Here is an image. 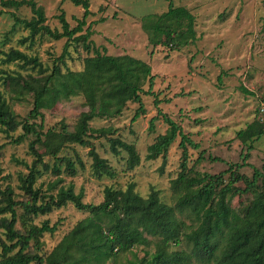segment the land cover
Here are the masks:
<instances>
[{
  "label": "trees",
  "instance_id": "16d2710c",
  "mask_svg": "<svg viewBox=\"0 0 264 264\" xmlns=\"http://www.w3.org/2000/svg\"><path fill=\"white\" fill-rule=\"evenodd\" d=\"M68 1L82 8L81 18L75 19L74 26H70L60 12L56 16L60 28L56 29L45 23L43 10L34 0H1L2 7L17 10L24 5L31 12L29 18H20L9 12L12 19L10 35L17 28L26 31L25 35L18 36V44L27 43V49H30L36 39L43 37L53 40L64 38V42L46 74L48 67L42 68L36 54L14 46L0 50L1 65L17 66L10 72L0 68L2 86L6 87L9 81L19 80L23 75L32 79L31 73H25L28 70L38 74L44 72L39 88L24 84L32 92L31 107L22 120L17 118L12 104L21 102L23 94L13 93L9 101L0 90V132L8 135L19 126L22 132L11 138V142L19 143L26 135L32 137L27 144L31 160L29 164L23 163L27 172L18 174L21 198L16 197L12 186L6 184L2 187L0 184V264H109L107 261L116 255L115 249L126 251L134 246L148 247L151 244L153 250L146 251L142 257L134 254L135 259L129 264H264V233L246 222L254 202L264 199V168H255L246 162L251 149L250 141L262 134L260 124L253 116L254 119L245 128L235 132V137L245 144V151L239 153V161L228 162L226 168L216 174H191L192 170L187 166V147L197 149L198 144L157 107L159 100L152 91L155 76L151 74L149 64L128 54H108L103 46H95L89 38L92 23L85 21L90 14L89 1ZM2 13L3 10H0ZM139 27L151 48L149 54L156 46L172 51L192 43L196 38L193 14L186 7L173 5L171 1L160 13L140 16ZM78 46L85 52L80 57L81 67L68 69L63 58L69 56V47L76 51ZM221 75H217L218 82ZM144 84L146 89L142 88ZM141 94L152 95L156 107L155 115L148 120V130L153 129V122L158 118L166 124L165 130L156 134L146 146L144 159L160 157L161 172L168 147L178 137V171L170 180V188L176 195L174 205L161 201L155 189L147 196H141L133 182L125 188L105 186L100 202H84V189L76 192L73 184H61L63 179L59 176L62 172L73 176L77 168H84L83 161L74 149L72 156L59 154L61 148L70 144L87 147L91 175L96 178L114 177L115 168L97 153L90 140L114 134V130L108 127L91 128L88 122L92 118L117 116L129 102L136 104L130 119L134 121L144 114ZM76 95L82 98L86 110L79 112L73 126L68 128L59 123L58 128L44 129L40 109ZM106 141L110 154L116 157L122 152L125 154L124 158L121 157L125 170H131L138 164L139 156L133 144L118 136L107 137ZM37 145L43 146V154L36 149ZM2 147L3 143H0V150ZM43 155L52 159L51 164L42 159ZM202 155L200 150L195 160H200ZM207 157L212 161L218 160ZM244 166L251 168V176L239 172ZM1 170L0 166V173ZM47 171L56 178L36 184L37 179ZM224 175H227V182ZM238 183H243V187ZM247 193H252L253 199L246 206L235 209L228 204V195ZM68 203L85 212L86 216L79 219L50 252L42 253L40 238L44 233L54 234L61 220L50 224L48 219L39 223H35L34 219ZM17 208L21 209L20 213ZM172 246L177 248L172 249Z\"/></svg>",
  "mask_w": 264,
  "mask_h": 264
},
{
  "label": "rangeland",
  "instance_id": "374dc122",
  "mask_svg": "<svg viewBox=\"0 0 264 264\" xmlns=\"http://www.w3.org/2000/svg\"><path fill=\"white\" fill-rule=\"evenodd\" d=\"M90 14L86 22H91L92 33L90 40L95 46H103L108 54H128L147 62L153 74L152 91L159 100L157 107L168 117L173 119L193 142L198 144L197 149L187 147L188 162L191 174L207 172L216 174L226 168L228 162L239 161V153L245 151V144L235 137L237 130L245 128L254 118L257 102L264 97V0H88ZM173 5L186 7L194 16V29L196 38L192 43L177 50L167 51L163 46L151 49L147 45L145 34L139 27V18L149 13H160L166 9L167 2ZM40 6L45 16V23L50 28L59 29L57 15L63 12L64 19L70 26H74L75 19L81 18L82 8L73 5L68 0H34ZM0 50L14 46L19 50L34 53L39 58L42 68L48 73L52 60L56 58L62 48L64 38L53 40L48 37L36 39L27 49V43L18 44L17 38L25 35V29L17 28L10 35L12 19L9 12L20 18H29L31 12L28 6L22 5L17 10L2 7L0 0ZM69 56H65L64 63L71 70L80 69V57L85 52L79 46L76 51L69 47ZM6 71L17 69L14 64L1 65ZM21 74L31 73L32 79L23 75L19 80L14 79L2 86L0 90L5 97L13 93L23 94L21 102H13L12 106L17 118H25L31 104L32 88H39L44 79V72L38 74L34 70L20 71ZM221 80L217 81V75ZM146 89V84L142 86ZM246 90V91H243ZM248 92V93H247ZM250 92V93H249ZM152 95L141 94L144 114L130 121L135 103H127L121 113L111 118H92L88 125L91 128L108 127L114 134L106 137L90 138L97 153L108 160L115 168L112 178H96L89 170V157L87 147L77 144L64 145L59 154L72 156V149L77 152L83 161L84 168H77L73 176L63 172L59 175L61 184H73L76 192L84 189V202L98 203L102 200L105 186L125 188L129 182L134 183L135 190L141 196H147L152 189L158 191L160 200L173 206L176 195L170 188V180L176 176L180 149L177 146L178 137L168 147L165 163L159 172L161 158L145 160L146 146L152 142L156 134L162 133L166 124L158 118L153 122V129L148 130V120L155 115V105ZM10 101V99H9ZM86 110L82 98L78 95L69 99L55 102L49 108L40 109L43 116V127L58 128L59 123L72 127L79 112ZM31 122V119H28ZM38 121V119H36ZM258 124V123H257ZM257 124L254 126L259 127ZM18 126L8 135L0 132V184L4 187L9 184L13 187L17 198H21L22 190L18 188V174L27 172L23 163L29 164L31 155L27 144L32 138L26 135L21 142L13 143L11 138L21 134ZM118 136L121 140L134 145L139 156L138 164L131 170L124 169V156L122 152L116 157L108 150L107 137ZM251 142L246 162L255 168H264V134L258 135ZM36 149L43 154L44 148L37 145ZM202 158L196 161L199 151ZM207 156L218 158L216 161ZM123 157V158H121ZM42 159L51 164L52 159L43 155ZM62 168V167H61ZM239 172L251 176V168L244 166ZM2 176V177H1ZM225 181L227 182V175ZM56 176L49 171L37 179L36 184L53 180ZM243 187V183H238ZM252 193L242 195H228L227 202L232 208H239L251 203ZM20 213L21 209L17 208ZM86 216L85 212L78 211L71 203L53 209L46 215H39L34 219L39 223L48 219L50 224L61 220L54 234L44 233L42 253L50 252L58 241L74 224ZM189 222L187 217H184ZM246 222L256 226L264 233V199L255 201L251 206ZM139 245L130 250L118 251L107 261L109 264H129L137 257H142L146 251L153 250ZM176 249V246H172Z\"/></svg>",
  "mask_w": 264,
  "mask_h": 264
},
{
  "label": "built area",
  "instance_id": "2783aa9c",
  "mask_svg": "<svg viewBox=\"0 0 264 264\" xmlns=\"http://www.w3.org/2000/svg\"><path fill=\"white\" fill-rule=\"evenodd\" d=\"M254 118L260 124L262 133L264 134V99L257 102L254 112Z\"/></svg>",
  "mask_w": 264,
  "mask_h": 264
}]
</instances>
